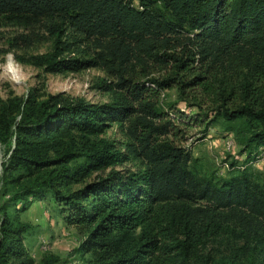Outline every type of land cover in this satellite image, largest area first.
I'll use <instances>...</instances> for the list:
<instances>
[{
	"label": "trees",
	"instance_id": "16d2710c",
	"mask_svg": "<svg viewBox=\"0 0 264 264\" xmlns=\"http://www.w3.org/2000/svg\"><path fill=\"white\" fill-rule=\"evenodd\" d=\"M0 18L54 37L32 64L49 73L101 69L113 95L111 103L33 92L0 99V264H36L22 243L30 225L17 212L27 197L48 196L84 234L78 264H210L200 248L222 235L244 245L217 264H264V176L235 162L226 177L203 173L182 145L194 126L204 136L221 123L244 164L264 147V0H0ZM42 38L18 34L9 48ZM75 48L81 56L63 55ZM172 89L169 110L183 102L199 111L164 109L159 97ZM112 123L123 129L124 151L99 138ZM129 158L143 170L85 182ZM58 260L39 264H66Z\"/></svg>",
	"mask_w": 264,
	"mask_h": 264
},
{
	"label": "rangeland",
	"instance_id": "374dc122",
	"mask_svg": "<svg viewBox=\"0 0 264 264\" xmlns=\"http://www.w3.org/2000/svg\"><path fill=\"white\" fill-rule=\"evenodd\" d=\"M34 30L42 39L25 48H9L11 38L18 34H28ZM64 39V38H63ZM54 37L46 32L42 26L23 28L6 23L0 18V99L17 96L25 98L30 92L36 93L39 99L47 95L61 94L63 99L83 98L91 103H111L113 95L104 90L103 85L111 79L104 71L98 68H89L79 72H57L49 73L41 66L32 64L29 57L37 54H44L53 48ZM83 47V46H82ZM81 48H75L72 52L67 51L64 56H81ZM11 66L10 68L9 65ZM176 100L174 89L163 91L159 97V103L172 115L177 111L192 115L199 111L197 107H187L185 103L179 102L175 109L169 110L167 105ZM198 127L191 128L187 134V140L182 143L187 147L193 157L198 158L200 169L203 173L214 174L226 177L235 167L230 163L235 162L236 167L249 166L264 176V163L247 162L244 164V155H240V147L237 144L233 133L227 132L224 126L212 125L203 136ZM99 138L108 141H115L116 148L124 151L126 137L123 129L117 123L112 125ZM233 142L231 147L227 143ZM143 163L140 160L129 158L125 162L112 165L106 169L93 172L85 182L102 179L112 172L119 173V176H127L143 170ZM81 184L73 185L78 188ZM48 196V195H47ZM6 197L0 196V201ZM22 202L16 204V209L21 207ZM27 209L17 212L20 222L29 224L28 230L22 235V243L29 255L36 264L54 255L66 264H78L81 262L80 253L75 250L79 246L83 233L73 227H67L63 222L62 215L57 206L48 196L45 200L27 197L24 200ZM14 206L9 208V213L14 211ZM244 245L243 239H236L230 236H217L208 240L200 248V256L203 260L208 258L210 264H217L218 259L225 258L232 260L234 249ZM255 253L258 247L255 248Z\"/></svg>",
	"mask_w": 264,
	"mask_h": 264
},
{
	"label": "built area",
	"instance_id": "2783aa9c",
	"mask_svg": "<svg viewBox=\"0 0 264 264\" xmlns=\"http://www.w3.org/2000/svg\"><path fill=\"white\" fill-rule=\"evenodd\" d=\"M227 145H228V147H231L233 145V142L232 141H229L227 143ZM252 162H253V164L254 163H264V147H260L258 149V153H257L254 161H252Z\"/></svg>",
	"mask_w": 264,
	"mask_h": 264
},
{
	"label": "bare ground",
	"instance_id": "6f19581e",
	"mask_svg": "<svg viewBox=\"0 0 264 264\" xmlns=\"http://www.w3.org/2000/svg\"><path fill=\"white\" fill-rule=\"evenodd\" d=\"M11 66H12V64H10V65H9V68H10V70H9V71H10V73H12V71H11Z\"/></svg>",
	"mask_w": 264,
	"mask_h": 264
}]
</instances>
